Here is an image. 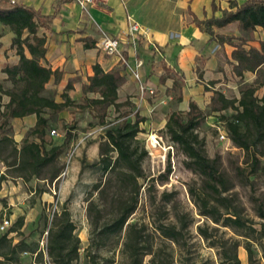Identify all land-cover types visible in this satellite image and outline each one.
<instances>
[{"label":"rangeland","instance_id":"374dc122","mask_svg":"<svg viewBox=\"0 0 264 264\" xmlns=\"http://www.w3.org/2000/svg\"><path fill=\"white\" fill-rule=\"evenodd\" d=\"M164 1L169 7L164 8L165 10L149 9L150 13L164 19L161 23L160 19L157 20V24L169 28L168 36L177 39L186 23V5L183 0ZM222 1L225 0H220ZM174 18L178 22L173 23ZM143 26L151 33L150 27ZM101 36L102 33L99 34V37ZM140 39L141 36L138 42H142ZM256 39L260 41L264 39L263 33L257 31ZM153 64V70L147 80L143 77L141 81L134 79L136 82L132 92L124 94L121 91L119 102L125 103L129 100L130 104L119 110L111 106L105 122L98 117V111L80 108L87 103L86 98L81 97L82 91L76 93L73 90L63 94L65 90L61 93L59 87L49 85L51 90H57V101L65 102L64 95H69L72 103L50 122V129L47 132L48 145L63 144L68 130L75 136L71 145L56 162V168L62 173L54 181L46 179L54 170L53 167L45 169L40 178L23 179L12 166L8 167L0 160V224L4 219L13 222L8 231L0 232V236L8 234L10 238L28 239L30 245L37 244L42 250V264H53L47 254L48 230L56 214L67 208L81 242L80 255L73 264H130V259L124 253L123 244L126 227L122 234L115 232L114 229L108 230L109 235L106 236L100 232L114 222L120 203L131 202L135 194L131 185L124 188L115 174L105 175L100 166L94 164L101 158L100 145L105 140L107 128L112 127L128 113L129 120L134 121V114L138 112L147 120L141 123L142 132L136 138L135 145L139 152L146 151V157L142 164L144 176L138 179L140 187L137 196L138 206L129 222L135 224L138 231L142 232L144 245H153L154 249H161L160 260L164 263L181 264L183 261L187 264H220L217 250L211 247L210 242L200 233V228H205L214 238L239 240L242 246L238 249V255L242 264H249L243 245L250 241L258 263L264 264V239L260 235L264 219L260 218L257 210L258 203H264V139L257 141L251 149L258 159V162H255L252 152L236 145L228 132V122L232 121L237 111L233 108L221 111L219 108L221 103L214 100L215 95L213 96L215 92H220L227 99H241L242 95L238 90L240 78L235 77L231 65L228 64L223 71L220 84L214 85V88L210 87V91L199 94L196 92L194 94L193 88L189 90L185 88L183 100L178 101V92L169 93L174 82L172 78L155 84L152 81L155 75L158 78L161 76L159 73L164 75L162 66H167V63L159 61L157 64L154 61ZM172 65L173 76L178 78L181 72L176 65L171 64V67ZM244 78L252 83L256 80V75L248 72ZM1 85L5 89L12 86L8 80L0 78ZM142 86L148 90L144 91ZM150 90L154 91L153 95L150 94ZM194 95L200 104L199 109L202 110L200 125L194 130L198 138L196 145L208 158L218 160L217 165L229 182V189L223 196L230 198V202L222 204L223 215L227 213L226 206H229V210L240 214L254 230L247 228L237 232L234 228L216 225L210 218L202 215L196 203L195 193L208 199L210 206L214 204L213 197L205 189V176L191 167L190 158L166 130L170 114L177 111L185 116L190 110V97ZM96 96L97 94H88L90 98ZM257 96H264V87L258 88ZM2 100L3 104H6L8 97L3 95ZM239 125L240 131L245 133L246 126ZM53 129H56L60 136L52 138L50 133ZM28 132L19 135L14 129L12 136L19 148L23 146V140ZM222 133L226 134L227 140L220 138ZM249 135L251 140L258 138L254 131H250ZM34 139L33 136L29 138L30 141ZM99 182L104 190L95 192L94 185ZM91 202L97 209L93 214L98 221L97 229L92 226L88 215ZM174 224L179 228L188 227L185 230V241L189 245L188 253L183 252L175 242L165 239L161 234L162 226L169 227ZM24 257L30 255L25 254ZM36 258L37 256H34L35 262ZM150 259L151 256H145V262H149Z\"/></svg>","mask_w":264,"mask_h":264},{"label":"trees","instance_id":"16d2710c","mask_svg":"<svg viewBox=\"0 0 264 264\" xmlns=\"http://www.w3.org/2000/svg\"><path fill=\"white\" fill-rule=\"evenodd\" d=\"M70 1L72 0H58L55 14L46 16L40 10L30 6L15 4L11 0H0V24L9 26L14 32V46L20 56L17 65L7 66L4 71L12 86L8 89H5L3 85L0 86V160L8 167L12 166L19 177L23 179L40 178L43 171L49 167H53L54 170L46 179L51 181L58 179L62 172L56 168V162L71 145L75 136L71 130H68L63 144L53 143L49 146L47 143L50 122L71 105L72 100L68 95H64L66 101L64 103L57 102V90L49 88L52 79H54L53 84L58 85L62 74L59 70H53L42 64V60L47 55V40L44 36L39 35L41 28L50 30L60 7ZM230 5L236 10H226L221 18H212L204 22L198 21V23L200 26L204 25L205 31L220 44L229 43L236 47L229 64L234 75L240 78L238 90L242 95L241 99H227L224 94L215 92L214 100L221 103L219 107L221 111L229 110V108L237 111L233 115L232 121L228 122V132L236 145L252 152L254 161L258 162L256 154H253L251 149L257 144V141L264 139V96H257L258 88L264 87V40L260 41V48L250 47L247 49L245 46L255 40L258 28L264 32V0H245L241 6L236 1H230ZM234 22L239 23V37H226L214 33V27L223 28ZM1 47L2 43H0ZM25 50L29 52L31 58L25 55ZM93 68L94 74L87 78V82H82V97L86 98L87 103L80 108L98 111V117L102 122H105L107 111L111 106L119 110L130 104L129 100L120 103L118 95L120 88L126 83V76L123 72L127 67H116L108 72L99 64H95ZM170 72H172L170 69L166 71L168 76H170ZM248 72L256 75V80L252 83L247 82L244 78L245 73ZM172 78L175 82L169 93L178 92L177 99L182 101L183 77L174 78L173 76ZM161 80L166 81L164 78ZM76 82H81L80 78L70 80L66 90L73 89ZM89 93L98 96L89 98L87 96ZM3 95L9 97L7 104L2 102ZM189 109L185 116L181 112H172L166 124V130L190 158L191 167L205 176V189L213 197L214 204L210 206L208 199L195 193L196 203L200 207L202 215L210 218L216 225L234 228L237 232L247 228L254 230L253 226L247 225L240 214L229 210V206H226L227 213L223 215L222 204L230 202V198L223 196V193L229 189V182L226 175L219 169L218 160L208 158L202 149L197 147L198 138L194 134V130L200 125L202 110L194 101L189 103ZM47 114L49 115L47 116ZM30 115H36L38 122L28 132L27 137L23 140V146L19 148L12 136L14 133L12 120ZM129 115V113L126 114L112 127L107 128L105 140L100 145L101 158L94 165L100 166L105 175L115 174L124 188L131 185L135 198H132L129 203H120L114 222L108 226L109 228L106 227V230L102 229L100 234L109 235L107 231L111 229L122 234L126 227L123 244L124 253L130 259V264H168V262L164 263L160 260L161 249H154L153 245H144L142 232L138 231L135 224L129 222L138 206L137 196L140 192L138 179L144 176L142 164L146 157V151L139 152L135 143L136 138L142 132L141 123L147 120L138 112L134 114V121L129 120ZM239 124L246 126L245 133L240 131ZM250 131L255 132L257 140H251ZM31 136L35 137L32 141L29 140ZM102 186L101 182L95 184L94 191H103ZM94 205L93 202L90 203L88 215L92 226L97 229L98 221L93 215L97 209ZM257 210L260 218L264 219L263 202L258 203ZM187 228V226L179 228L174 224L169 227L162 226L160 231L165 239L175 242L183 252L188 253L189 245L185 241ZM200 233L210 242L211 247L217 250L220 264H242L238 255V249L242 246L239 240H224V237L214 238L205 228H200ZM260 235L264 239V223H262ZM80 243L72 216L67 208H63L60 213L56 214V218L48 230L46 245L48 258L53 264H73L80 255ZM243 247L247 252L249 264H259L254 255L252 243L248 241ZM23 252L36 254L37 263H43L42 250L37 244L30 245L25 238L15 243L14 238H10L8 234L0 236V264H20ZM147 255L151 256L149 262H145ZM181 264L187 263L182 261Z\"/></svg>","mask_w":264,"mask_h":264},{"label":"crops","instance_id":"0c3cea01","mask_svg":"<svg viewBox=\"0 0 264 264\" xmlns=\"http://www.w3.org/2000/svg\"><path fill=\"white\" fill-rule=\"evenodd\" d=\"M11 1L15 4H23L40 10L46 16L55 14L58 3V0ZM225 1L183 0L187 8L186 23L182 28L180 37L177 39H171L168 36L170 29L160 24L164 19L150 13L149 9L163 8L165 10L164 8L169 7L164 0H94L93 4L86 9H82L76 0L66 2L60 7L50 30L44 28L39 30V35L44 36L47 40V55L42 60V64L61 72L62 78L56 85L61 93L64 90L63 94L73 90L76 93H81L82 82H87V78L94 74L93 66L95 64H99L106 72L116 67H122V63L117 57L102 53L97 49L96 43L100 39V33L113 37L123 35L129 29L127 18L131 15L136 22L151 28V33H148V37L141 36L140 40L142 42H138L135 46L125 43L122 47V52L133 70H136V64L141 62L142 65L138 69L141 78L143 77L144 80H147L148 75L153 70V62L155 61L158 64L159 61H162L167 63V66H162L164 75L159 73L161 75L159 78L155 75L152 80L154 84L159 83V81L163 82L161 80L163 78L165 80L172 78L174 67L173 65L171 67V64H174L177 66L178 71L181 72L179 77H183L184 85L186 84L185 87L183 86L182 95H185V88L187 90L193 88L194 94L195 92L199 94L210 91V87L214 88V85L220 84L219 81L223 79V71L229 61L232 60V54L236 47L229 43L220 44L205 31L204 25L200 26L198 21L204 22L212 18H221L224 11L236 10L235 7L233 8L230 5V1H236L241 6L245 0ZM159 19L160 23L157 24L156 21ZM176 21V18H174L173 23H176ZM213 30L216 35L226 37L240 36L238 22L231 23L223 28L214 27ZM257 31L263 33L264 36L261 28H258ZM14 38L15 34L11 28L0 24V43H2L0 48V78L3 80L8 78V75L4 72L7 66L17 65L20 61V56L14 46ZM245 47L247 49H250V47L260 48V40L256 39ZM25 55L29 58L32 57L27 50H25ZM169 69L172 71L170 76L166 73ZM133 70L127 67L123 72L126 76V83L120 88L119 96H121V91L124 94L133 91L134 83L137 81ZM75 78H80L81 82H76L73 89L66 90L68 82ZM53 83L54 79L51 80L49 85ZM173 85L170 86V89ZM191 101H194L200 107L195 95L190 97ZM8 102L9 97L6 104ZM37 122V116L30 115L13 119L12 125L16 129L17 134L24 135L33 129ZM20 240V238H15L14 242L17 243ZM25 254L30 255V257L25 258ZM34 256L36 254L23 252L20 264H37L34 261Z\"/></svg>","mask_w":264,"mask_h":264},{"label":"built area","instance_id":"2783aa9c","mask_svg":"<svg viewBox=\"0 0 264 264\" xmlns=\"http://www.w3.org/2000/svg\"><path fill=\"white\" fill-rule=\"evenodd\" d=\"M76 2L82 7V9H86L89 5H92L94 0H76ZM128 23H129V29L124 32L123 35L118 37L108 36L107 34H102L98 42L96 43V47L99 51L102 53H105L108 56H114L119 59V61L122 63V66H126L128 68L132 67L129 66L127 59L125 58V55L122 52L123 45L126 44H132L137 45L139 41V36H145L148 37V31L145 29L140 22H136L133 16H128ZM141 62L136 64V70H133L135 78L137 81H141V75L138 72V69L141 67ZM142 89L144 91L148 90L147 88L142 86ZM150 94H154L153 90H150ZM52 138H56L60 136L58 131L56 129H53L50 133ZM220 138L222 140H227L226 134L222 133L220 135ZM13 222L10 219H4L3 222L0 224V232H6L8 231Z\"/></svg>","mask_w":264,"mask_h":264},{"label":"bare ground","instance_id":"6f19581e","mask_svg":"<svg viewBox=\"0 0 264 264\" xmlns=\"http://www.w3.org/2000/svg\"><path fill=\"white\" fill-rule=\"evenodd\" d=\"M155 142V141H154ZM155 144V143H154Z\"/></svg>","mask_w":264,"mask_h":264}]
</instances>
